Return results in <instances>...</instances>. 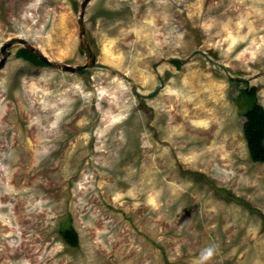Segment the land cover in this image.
I'll use <instances>...</instances> for the list:
<instances>
[{
	"label": "rangeland",
	"instance_id": "1",
	"mask_svg": "<svg viewBox=\"0 0 264 264\" xmlns=\"http://www.w3.org/2000/svg\"><path fill=\"white\" fill-rule=\"evenodd\" d=\"M84 1L0 0V59L21 39L85 65ZM84 19L102 68L16 42L0 69V264H264L244 135L264 0H91Z\"/></svg>",
	"mask_w": 264,
	"mask_h": 264
},
{
	"label": "trees",
	"instance_id": "2",
	"mask_svg": "<svg viewBox=\"0 0 264 264\" xmlns=\"http://www.w3.org/2000/svg\"><path fill=\"white\" fill-rule=\"evenodd\" d=\"M17 57L33 64H45L36 54L24 48L17 52ZM173 62L177 65L180 64L178 60H174ZM256 93V87H252L246 92V94L253 99L256 97ZM245 117L244 135L251 159L253 162L264 163V107L255 101L251 108L245 112ZM62 235L64 241L68 245L72 247H77L79 245V234L73 226H69Z\"/></svg>",
	"mask_w": 264,
	"mask_h": 264
},
{
	"label": "water",
	"instance_id": "3",
	"mask_svg": "<svg viewBox=\"0 0 264 264\" xmlns=\"http://www.w3.org/2000/svg\"><path fill=\"white\" fill-rule=\"evenodd\" d=\"M91 0H85L82 4L81 7V14H80V19H79V25L81 28V33H80V46L81 48H83V46H86V54L87 56V62L85 65H81V66H72L69 64H64V63H56V62H52L50 61L41 51L39 48H36L34 46H32L30 43H28L25 40H14L11 41L7 44H5L2 48V59H0V69H2L6 63V61L8 60V56L11 54V52L9 51L10 48L14 45V43H21L24 45L25 49H28L29 51L33 52L34 54L37 55V57L42 60L43 62L50 64L52 66L57 67L58 69H60L63 72H67V73H77V74H81L84 75L86 73H88V71L92 68H102L103 65H100L97 62V58L96 56L93 54V51L91 49V46L89 44V42L86 40L85 36H86V27H85V12H86V7L88 5V3ZM125 78H128L126 75H123ZM136 95L138 97H142V98H152L154 95L157 94V91L155 93H153L152 95H148V96H144L142 94L139 93V91H135Z\"/></svg>",
	"mask_w": 264,
	"mask_h": 264
},
{
	"label": "clouds",
	"instance_id": "4",
	"mask_svg": "<svg viewBox=\"0 0 264 264\" xmlns=\"http://www.w3.org/2000/svg\"><path fill=\"white\" fill-rule=\"evenodd\" d=\"M210 254V253H209ZM206 258V257H205Z\"/></svg>",
	"mask_w": 264,
	"mask_h": 264
}]
</instances>
